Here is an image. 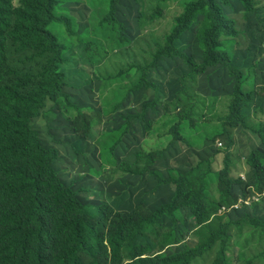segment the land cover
Masks as SVG:
<instances>
[{
    "label": "trees",
    "instance_id": "16d2710c",
    "mask_svg": "<svg viewBox=\"0 0 264 264\" xmlns=\"http://www.w3.org/2000/svg\"><path fill=\"white\" fill-rule=\"evenodd\" d=\"M118 1L111 0V10L104 20H118ZM58 2L0 0V264H193L213 250L211 264H234L229 259L233 228L264 227V221L248 215L230 220L227 212L239 199L264 191V124L246 113L255 92L245 86L244 70L233 64L235 51L229 44L245 33L244 23L237 13H231L233 3H240L242 11L250 12L257 9L256 0H190L175 17L170 31L150 47L151 57L132 65V70L140 73L134 90L153 88L158 96L160 85L151 79V72L163 60L178 56L188 66L183 77L194 79L210 67H225L236 80L235 96L224 123L228 144L222 167L215 171L213 162L201 159L188 170H175L178 174L166 177L150 169L164 158V148L139 151L138 159L145 168L138 172L150 171L159 183H174L175 193L156 209L142 201L131 211L116 210L106 202H84L55 166L59 148L45 145L32 124L48 100L70 97L65 89L67 46L51 28L59 23L71 34L73 19L56 12ZM195 22L201 61L177 45ZM11 52L21 58L24 66L12 61ZM157 95L141 112L128 115L126 131L134 119L146 116L147 106H157ZM178 117L169 130L170 143L186 140L178 129L183 114ZM93 119L92 112L81 108L73 120L74 131L88 137ZM154 123L146 121L147 132H153ZM239 126L251 130L260 140L246 159L244 179L233 176L235 164L230 150L234 139L230 127ZM210 175L216 177V198L209 193ZM235 187L240 188L239 195ZM223 208L225 212L219 214ZM181 209L195 219L199 241L194 247L175 252L171 249L180 240L171 229L175 213ZM166 216L171 218L172 226L156 248L148 241L139 242L149 235L158 237Z\"/></svg>",
    "mask_w": 264,
    "mask_h": 264
},
{
    "label": "rangeland",
    "instance_id": "374dc122",
    "mask_svg": "<svg viewBox=\"0 0 264 264\" xmlns=\"http://www.w3.org/2000/svg\"><path fill=\"white\" fill-rule=\"evenodd\" d=\"M58 1L56 12L73 19L71 34L59 23L51 28L67 46L65 89L70 97L48 100L32 124L40 131L45 145L59 148L55 166L81 199L95 204L108 202L119 211H131L142 201L153 209L167 203L174 196L175 184L159 183L150 171L138 172L145 164L139 161L137 153L145 149H165L164 158L150 169L159 170L166 177L178 174L175 170H188L201 159H209L215 171L219 170L228 144L224 123L235 96L236 79L228 69L210 67L194 79L183 77L188 66L178 56L163 60L151 72V79L160 85L159 96L153 88H133L140 73L132 70V65L151 57L150 47L156 46V39L170 31L175 17L190 0H119L118 20L113 22L104 20L111 10V0ZM256 5V10L244 12L240 3H233L231 13H237L245 33L229 44L235 51L233 64L244 70L245 86L255 92L246 113L264 124V0H256ZM197 26L195 22L177 45L201 61V46L195 35ZM11 58L24 66L15 53L11 52ZM156 95L160 98L157 106H147L146 116L134 119L126 131L128 115L141 112ZM81 108L94 114L88 137L73 128V120ZM179 113L183 117L178 129L186 140L170 143L169 130L179 119ZM148 120H155L152 133L146 130ZM230 131L234 135L230 147L235 164L233 176L238 177L247 170L246 159L260 145V140L243 126L230 127ZM219 141L224 144L219 146ZM261 149L264 151V146ZM208 182L209 193L216 198L215 175H210ZM234 189L239 195L240 188ZM246 215L264 221V200L257 206L241 204L228 212L233 221ZM175 219L171 230L180 243L171 251L196 246L199 233L195 232V219L186 209L175 213ZM171 226L172 220L166 216L161 229L156 226L158 237L149 235L139 242L148 241L156 248ZM230 234L231 262L264 264V227L240 225ZM214 256L213 250L193 264H211Z\"/></svg>",
    "mask_w": 264,
    "mask_h": 264
},
{
    "label": "clouds",
    "instance_id": "9594fccd",
    "mask_svg": "<svg viewBox=\"0 0 264 264\" xmlns=\"http://www.w3.org/2000/svg\"><path fill=\"white\" fill-rule=\"evenodd\" d=\"M220 142H222V141H219V143ZM219 143H218V145H219ZM223 145V144H222ZM221 145V146H222ZM220 146V145H219ZM240 176V175H239ZM242 179H244V174H241V176H240ZM264 192V191H263ZM262 194V193H261ZM260 194V195H261ZM251 198V197H250ZM250 198H248V199H250ZM248 199H245V200H243V199H239V201H238V204L237 205H235V206H233V207H231L227 212H230L232 209H235V208H238V206L239 205H241V204H244V205H247V204H245V201L246 200H248ZM262 199H264V196L263 197H261V199L259 200V202H252V203H250V204H248L247 206H252V205H254V204H260L261 203V201H262ZM106 203H108V202H106ZM110 204V203H109ZM117 210V209H116ZM223 212H225V209L223 208L222 210H220L219 211V214H222Z\"/></svg>",
    "mask_w": 264,
    "mask_h": 264
},
{
    "label": "built area",
    "instance_id": "2783aa9c",
    "mask_svg": "<svg viewBox=\"0 0 264 264\" xmlns=\"http://www.w3.org/2000/svg\"><path fill=\"white\" fill-rule=\"evenodd\" d=\"M223 144V142H220L219 145L221 146ZM264 196V192L261 194V195H256V196H253L251 197L250 199L246 200L245 201V204H250L252 202H259V200L261 199V197Z\"/></svg>",
    "mask_w": 264,
    "mask_h": 264
}]
</instances>
